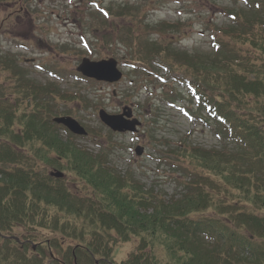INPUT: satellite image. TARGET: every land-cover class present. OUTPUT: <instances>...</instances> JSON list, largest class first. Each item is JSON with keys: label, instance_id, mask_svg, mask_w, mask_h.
Wrapping results in <instances>:
<instances>
[{"label": "trees", "instance_id": "16d2710c", "mask_svg": "<svg viewBox=\"0 0 264 264\" xmlns=\"http://www.w3.org/2000/svg\"><path fill=\"white\" fill-rule=\"evenodd\" d=\"M229 2L208 54L186 60L163 52L187 67L171 80L187 100L174 91L162 100L182 99V112L218 143L158 142L167 147L158 163L176 175L169 199L133 171H116L103 147L93 157L74 145L36 101L56 89L0 58L16 97L6 99L0 85V264H115L113 248L131 241L136 251L121 264H264V0ZM161 53L148 45L138 62L147 66ZM60 132L69 142L60 143ZM59 160L81 189L49 177ZM38 229L61 238L41 240Z\"/></svg>", "mask_w": 264, "mask_h": 264}, {"label": "rangeland", "instance_id": "374dc122", "mask_svg": "<svg viewBox=\"0 0 264 264\" xmlns=\"http://www.w3.org/2000/svg\"><path fill=\"white\" fill-rule=\"evenodd\" d=\"M231 5L229 0H31L30 6L29 0H7L0 3V22L6 19L0 29V58L15 62L14 73L22 72L42 88L56 89L53 94L43 90L36 101L50 108L51 119L70 117L86 130V138L70 140L74 145L89 150L93 157L103 147L110 152L109 162L116 171H133L146 188L154 187L169 199L176 175L158 163L157 151L167 148L158 142H166L170 149L182 141L206 149L218 148V143L207 128L194 125L179 112L182 101L171 106L162 100L168 96L164 92L172 91L187 97L171 83L185 76L187 67L166 59L163 52L186 60L196 53L208 54L211 29L223 24L222 13ZM20 7L31 9V42L29 24L18 22ZM151 44L162 55H149L153 57L145 66L138 61ZM83 59L116 60L122 80L113 85L84 81L76 72ZM0 78L6 99L16 100L13 79L7 80L3 73ZM127 108L142 124L136 134L112 133L99 121L100 110L114 115ZM59 137L60 143L69 142L63 132ZM136 147L144 148L141 157L134 154ZM58 162L59 169L46 172H60L68 187L81 189V181L67 171V162ZM37 235L41 240L61 238L50 230L38 229ZM136 246L133 241L119 244L110 259L121 264Z\"/></svg>", "mask_w": 264, "mask_h": 264}, {"label": "water", "instance_id": "95a60500", "mask_svg": "<svg viewBox=\"0 0 264 264\" xmlns=\"http://www.w3.org/2000/svg\"><path fill=\"white\" fill-rule=\"evenodd\" d=\"M81 75L87 79L95 80L104 83H117L121 80V73L117 69V63L113 59L102 60L99 62H91L87 59L82 60L79 68L77 69ZM100 122L111 130L113 133H136L137 128L140 127V122L137 119H132L131 110L127 109L121 115H108L105 111L101 110L98 113ZM54 123L65 127L72 135L78 137L87 136V132L80 124L69 118H56ZM143 149L138 147L135 149L136 156H141ZM50 177L60 179L63 174L60 172L50 173Z\"/></svg>", "mask_w": 264, "mask_h": 264}, {"label": "flooded vegetation", "instance_id": "af4514ba", "mask_svg": "<svg viewBox=\"0 0 264 264\" xmlns=\"http://www.w3.org/2000/svg\"><path fill=\"white\" fill-rule=\"evenodd\" d=\"M29 5L31 6V0H29ZM22 9H20V11H21ZM25 12L26 13H24V15L22 16V18H21V21H26L27 22V24H29V26H30V32H29V40H30V42H31V9L30 10H25ZM1 25H3V23H1ZM27 35H28V33H27ZM26 36V35H25Z\"/></svg>", "mask_w": 264, "mask_h": 264}]
</instances>
